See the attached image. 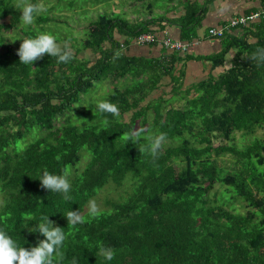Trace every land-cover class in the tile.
<instances>
[{"label": "trees", "instance_id": "1", "mask_svg": "<svg viewBox=\"0 0 264 264\" xmlns=\"http://www.w3.org/2000/svg\"><path fill=\"white\" fill-rule=\"evenodd\" d=\"M11 2L0 0V229L31 249L45 239L37 225L49 216L66 233L58 264L74 259L77 264H264V138L232 143L235 131H264V62L250 59L264 49V18L241 34H228L211 57L221 64L237 48L231 68L184 88L182 74H174L179 53H165L159 61L133 57L114 39L115 30L129 38L152 31L155 20L133 23L102 14L71 49L69 62L44 54L23 64L18 47L3 34L21 23L22 10ZM198 11L188 3L186 15L171 22L191 38L202 19ZM86 48L99 54L94 62L80 57ZM167 74L173 76V95L185 103L166 109L168 100L159 97L144 104ZM100 79L111 83L106 101L117 105L120 115L101 113L90 103V109L81 105L75 112L91 110L93 123L75 124L72 107ZM122 79L128 80L123 87ZM193 88L197 95L190 97ZM140 128L147 131L139 141L121 139ZM161 133L166 139L158 158L139 152V146H149L148 137ZM215 138L222 142L215 145ZM225 154L231 155L226 166L219 160ZM65 167L68 200L38 179L45 169L62 174ZM128 181L131 190L106 196L99 215H89L90 200L110 184L121 188ZM223 189L232 203L221 200ZM70 210L85 222L69 228L64 214ZM100 248L111 249L114 259L106 260Z\"/></svg>", "mask_w": 264, "mask_h": 264}, {"label": "crops", "instance_id": "2", "mask_svg": "<svg viewBox=\"0 0 264 264\" xmlns=\"http://www.w3.org/2000/svg\"><path fill=\"white\" fill-rule=\"evenodd\" d=\"M188 3L197 4L199 7L198 14L202 16L201 22L194 29L195 34L191 38L185 37L184 30L179 24L171 22L179 20L186 15ZM260 3L261 0H134L133 2H128L125 6L115 9L122 15V17L119 15H116V17L118 16L133 23L155 20L149 27L161 39L169 36L175 40H181L189 43L190 49L187 52H178L168 50L159 43L141 44L136 42L135 38H129L118 30L114 32V39L121 43V48L127 55L133 57L159 61L165 58V53H179L180 60L174 62V74L180 75L181 73L183 87L189 88L212 76L220 75L234 65L238 52L237 48H231L221 64L214 65L211 57L223 49V42L228 34L233 32L241 34L243 32V28L224 29L228 22L234 17L258 10ZM212 28L224 29V36L211 35L209 30ZM249 41H254V38L249 37ZM107 46H110V44L107 43ZM80 57L94 62L99 57V54L91 48H86L81 51ZM118 82L123 87L128 80L122 79ZM174 85L173 76L170 74L164 75L157 88L144 101V104H148L153 99L163 97L168 100L166 109L182 106L185 103L184 98L173 95ZM195 95H197V92L193 88L190 97ZM131 115L132 112L125 114L127 118L131 117Z\"/></svg>", "mask_w": 264, "mask_h": 264}, {"label": "clouds", "instance_id": "3", "mask_svg": "<svg viewBox=\"0 0 264 264\" xmlns=\"http://www.w3.org/2000/svg\"><path fill=\"white\" fill-rule=\"evenodd\" d=\"M17 7L22 10L20 19L25 25H31L34 22L35 15L45 10L43 6L32 3H24ZM22 41L17 54L23 64H33L41 59L44 54L57 57L60 63H67L74 58L68 42H64L61 45L57 43L53 35L48 33H41ZM250 59L264 62V49H257ZM97 107L101 113H109L117 117L120 115L118 106L108 101L99 102ZM146 131V129L140 128L129 133H123L121 139L125 143L129 141L136 142L142 138V134ZM148 139L151 141L149 146L147 148L139 146V152H149L153 159H156L162 143L166 139V133H161L154 138L148 137ZM69 175L70 170L67 167L62 170V174H53L45 169L42 176L38 179L41 181V187L46 188L48 191L61 192L64 194V199L68 200L71 198L68 195L71 190V184L68 180ZM88 204L89 215L91 217L99 215V208L95 200H90ZM64 215L67 218L69 228L85 222V217L80 215L78 211L70 210ZM27 219H31V217ZM37 231L45 239L41 240L38 246L28 249L19 246L3 229H0V264H58V258L62 259L60 250L66 240V233L63 228L54 226V221L50 220L49 216H43L41 217V222L37 225ZM99 254L106 260L114 259V253L111 249L100 248ZM73 264H77L75 259Z\"/></svg>", "mask_w": 264, "mask_h": 264}, {"label": "rangeland", "instance_id": "4", "mask_svg": "<svg viewBox=\"0 0 264 264\" xmlns=\"http://www.w3.org/2000/svg\"><path fill=\"white\" fill-rule=\"evenodd\" d=\"M31 1L32 0H12L11 6L14 10L20 11L21 9L17 7L18 5L31 3ZM133 1L134 0H38V5L43 6L45 10L35 15L34 22L31 25H25L21 22L15 29L4 32L3 34L6 41H9L14 46L18 47V49L23 42L22 40L25 39V34L34 31L39 34L48 33L53 35L56 38L57 43L61 45H63L64 42H68L70 49L74 50L75 47L82 43L90 22L96 20L102 14L109 16L119 15L122 17V15L115 11V9L125 6L128 2ZM107 81L108 80L103 79L96 81L94 87L88 92L82 94L80 100L74 104L71 112L74 113L72 116L75 124L82 125L83 122L93 123V112L89 110L90 108L88 105L90 103L98 105L99 102L107 100L109 91L112 87L111 83ZM81 105L88 107L89 109L83 110L82 113L84 114L80 115L76 113L75 110ZM103 120L104 119H95V122H103ZM245 134L244 132L235 131L234 141L232 143L238 146H243L256 137L264 138V131L262 128H258L254 133ZM178 141V138H176L174 143H177ZM220 142H222L221 139L215 138V145ZM87 158L88 157L86 156L80 159L78 164L80 170L86 165ZM219 160L222 165L226 166L227 164H230L231 155L225 154L221 156ZM109 186L111 187H107L93 199L98 205V208H100V201L106 196L117 198L119 195H124L125 192L132 188L130 182L126 183V185L121 188H115L113 184H110ZM221 200L223 202L227 200V202L232 203L231 194L226 189H223L222 191ZM236 206H239V202Z\"/></svg>", "mask_w": 264, "mask_h": 264}, {"label": "built area", "instance_id": "5", "mask_svg": "<svg viewBox=\"0 0 264 264\" xmlns=\"http://www.w3.org/2000/svg\"><path fill=\"white\" fill-rule=\"evenodd\" d=\"M264 18V0H261L260 7L258 10L253 11L246 15H241L232 18L224 29H238L249 26L250 23ZM224 29H215L212 28L209 30L211 35H215L217 37H223L225 34ZM136 42L141 44H161L168 50L178 51V52H187L190 49V44L182 42L181 40H175L169 36H165L164 38H160L159 35L155 31H147L140 33L135 37Z\"/></svg>", "mask_w": 264, "mask_h": 264}]
</instances>
